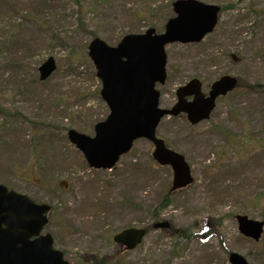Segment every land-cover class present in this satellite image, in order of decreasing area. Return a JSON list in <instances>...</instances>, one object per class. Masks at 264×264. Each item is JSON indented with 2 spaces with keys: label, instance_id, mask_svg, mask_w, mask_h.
<instances>
[{
  "label": "rangeland",
  "instance_id": "rangeland-1",
  "mask_svg": "<svg viewBox=\"0 0 264 264\" xmlns=\"http://www.w3.org/2000/svg\"><path fill=\"white\" fill-rule=\"evenodd\" d=\"M171 1L0 0V183L51 206L44 233L69 264H229L230 253L264 264V230L257 242L245 238L235 218L264 222V0H199L221 6L214 31L166 48L161 107L193 77L206 89L225 74L240 81L208 120L190 126L180 116L158 126L191 167L190 186L165 197L171 171L153 163L145 140L111 171L88 168L67 140L70 129L92 137L108 114L90 40L112 46L130 30L160 29L173 15ZM48 57L57 68L40 82ZM155 217L170 228L116 257L113 235ZM206 222L214 234L203 240Z\"/></svg>",
  "mask_w": 264,
  "mask_h": 264
},
{
  "label": "water",
  "instance_id": "water-1",
  "mask_svg": "<svg viewBox=\"0 0 264 264\" xmlns=\"http://www.w3.org/2000/svg\"><path fill=\"white\" fill-rule=\"evenodd\" d=\"M172 7L176 16L168 20L162 34H154L153 29L143 34H129L115 47L98 38L89 43L88 57L101 82L100 96L109 114L105 121L94 126V137L74 130H69L67 137L83 154L88 166L95 169L112 168L138 139L151 142L153 159L172 169L173 191L191 184L192 177L184 157L167 149L164 141L156 137L160 119L180 113H186L191 124L208 119L215 99L232 91L237 80L230 76L219 78L211 85L206 98L200 92L199 82L192 80L177 91L178 102L172 109L158 108V92L154 86L165 81V45L199 42L212 32L219 11L214 5L196 0H177ZM55 69L54 59L47 58L38 68L39 79L45 81ZM186 96H193V101L186 103ZM49 209L0 185V264H67L62 253L52 248L51 236L40 235ZM236 221L241 235L254 241L260 239L263 221L242 215L236 216ZM166 227V222L153 225V229ZM144 234L142 229H126L113 240L131 250L141 242ZM229 263L248 264L236 253L229 255Z\"/></svg>",
  "mask_w": 264,
  "mask_h": 264
},
{
  "label": "trees",
  "instance_id": "trees-1",
  "mask_svg": "<svg viewBox=\"0 0 264 264\" xmlns=\"http://www.w3.org/2000/svg\"><path fill=\"white\" fill-rule=\"evenodd\" d=\"M172 2V1H171ZM170 2V3H171ZM168 7H169V4H168ZM138 19V18H137ZM130 30V29H129ZM128 33H131V30L130 31H128ZM133 33H136V32H133ZM248 89H252V90H255V89H257V87H256V85H250L249 87H248ZM2 113H4L5 115H7V113H5V111L4 110H2ZM34 127H36V126H38L37 124L36 125H33ZM39 127V126H38ZM165 197H167V195L165 196ZM165 197H164V199H165Z\"/></svg>",
  "mask_w": 264,
  "mask_h": 264
},
{
  "label": "flooded vegetation",
  "instance_id": "flooded-vegetation-1",
  "mask_svg": "<svg viewBox=\"0 0 264 264\" xmlns=\"http://www.w3.org/2000/svg\"><path fill=\"white\" fill-rule=\"evenodd\" d=\"M210 86V85H209ZM209 86L208 88L206 89V86L203 87V91H204V94L206 95L209 91ZM188 100H190V98H188Z\"/></svg>",
  "mask_w": 264,
  "mask_h": 264
},
{
  "label": "bare ground",
  "instance_id": "bare-ground-1",
  "mask_svg": "<svg viewBox=\"0 0 264 264\" xmlns=\"http://www.w3.org/2000/svg\"><path fill=\"white\" fill-rule=\"evenodd\" d=\"M114 192H115V191H112V192H111V195H112ZM108 202H109V201H108Z\"/></svg>",
  "mask_w": 264,
  "mask_h": 264
}]
</instances>
